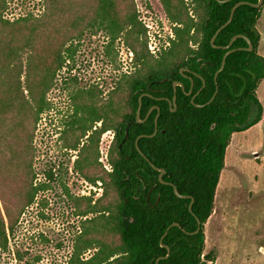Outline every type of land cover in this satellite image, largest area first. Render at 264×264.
Returning <instances> with one entry per match:
<instances>
[{"label": "trees", "instance_id": "16d2710c", "mask_svg": "<svg viewBox=\"0 0 264 264\" xmlns=\"http://www.w3.org/2000/svg\"><path fill=\"white\" fill-rule=\"evenodd\" d=\"M113 1L98 0L96 14L89 26L106 30L111 45L123 36L135 50L137 60L147 64L148 70L143 75H122L105 97L95 86L91 89L77 88L71 95L73 112L63 133L67 137V146L77 148L79 140L89 130H92L89 136L93 142L91 146L97 145L104 131H114L112 170H104L107 177H98L115 195L113 209L112 206H104L103 209L99 202L93 205L92 211L114 210L115 230L120 243L112 250L101 248L99 255L102 258L98 263L103 264L102 260L106 258L104 262H113L109 264H155L160 257L158 264H207L215 256L212 251L204 252V226L214 209L216 190L232 134L249 129L264 117V106L257 95L258 85L264 79V56L258 52L261 34L257 28L264 0L260 7L250 4L238 6L231 22L218 32L214 40L216 45H227L233 36L243 34L251 40L253 49L240 48L248 46V42L243 37H237L229 47L236 50L226 57L217 80L215 73L228 49L213 47L211 38L228 20L233 5L242 0H193L201 8L195 47L189 45L194 25L180 12L171 14L180 25L176 27L178 41L153 63L148 62L152 59L151 55L146 43L140 40V36L145 34L144 25L136 13L118 20ZM244 1L256 3L258 0ZM164 5L170 10L167 0H164ZM5 6L6 1L0 0L1 22H4L1 13ZM24 20L27 19L21 22ZM133 41L134 46L131 44ZM22 48L15 55L22 53ZM66 49L70 51L69 46ZM13 50L10 48L7 55L12 56ZM33 56L30 55L25 73L27 93H24L19 74L15 76L18 77L15 84L11 83L10 75L2 74L0 84L5 87L4 94L9 95L11 104L32 103L31 109L38 120L40 114L51 106L48 92L58 69L65 63V56L61 46L50 60L37 61L35 58V64ZM181 68H184L183 73ZM174 81L182 82L184 88L176 86L177 106L172 111L174 105H170L169 100H173ZM216 81L218 91L214 99L205 106L197 107L195 103H206L212 97ZM8 82L12 85L7 86ZM143 93L151 94L142 97L140 118L145 120L136 122L138 99ZM193 95L194 102L191 100ZM3 111L5 107L1 100L0 113ZM157 114V132L153 136H141L137 146L136 139L140 135L154 132ZM97 122H101L100 127L93 129ZM212 124L214 127H211ZM4 135L0 136V199L3 196L2 171L6 157V151L1 147ZM88 148L81 149L75 164L82 174L90 178L85 168L92 164L93 153L90 149L88 153ZM141 152L155 166L165 169L162 175L164 182L160 181V171ZM95 160L97 162V156ZM46 176L52 178V170L47 171ZM170 183L176 185L179 193L189 197L178 196ZM44 186L31 184L26 193V206L34 201L38 189ZM191 197L194 198L192 211L189 209ZM4 213L0 208V250L8 248V229L13 231L15 226L12 214L5 206ZM197 218L201 220V229L191 234L197 228ZM174 222L180 226H171L167 230ZM161 243L170 247L167 257V248Z\"/></svg>", "mask_w": 264, "mask_h": 264}, {"label": "rangeland", "instance_id": "374dc122", "mask_svg": "<svg viewBox=\"0 0 264 264\" xmlns=\"http://www.w3.org/2000/svg\"><path fill=\"white\" fill-rule=\"evenodd\" d=\"M5 1L6 8L1 13L4 22L0 18V77L8 74L15 84L18 82L15 76L19 74L27 93L25 73L30 55L34 54L35 64V58L47 61L61 46L65 63L58 69L48 92L51 106L38 120L32 103L11 104L0 84V101L5 107L0 113V136L5 134L1 147L6 151L0 208L3 213L4 206L8 208L15 221L14 230L8 229V248L0 250V262L97 264L102 258L101 248L112 250L120 243L114 210L92 211L99 202L103 209L104 206L113 209L115 195L98 177H107L104 170H112L114 131H104L96 147L91 146L93 142L89 139L92 130L81 137L77 148L67 146L63 133L73 112L71 95L77 88L95 86L105 97L122 75H143L148 66L137 60L135 50L123 36L111 45L106 30L89 26L98 0ZM167 2L171 11L164 0L113 1L118 20L136 13L144 25L145 34L140 40L147 45L150 63L160 59L178 41L176 27L180 25L171 15L175 12L194 25L189 45H196L201 8L193 0ZM23 19L27 20L21 22ZM257 28L261 34L258 52L264 56V8ZM21 47L22 53L15 55ZM10 48L15 49L12 56L7 55ZM12 84L8 82L7 86ZM257 95L264 106V79L258 85ZM94 125L93 129L100 127L101 122ZM83 147H90L87 152L90 149L93 153L92 164L85 168L90 178L75 164ZM49 170L53 172L50 179L46 178ZM32 183L45 186L38 189L34 201L26 206V193ZM204 233V252L212 251L215 256L207 264H264V117L249 129L232 134L214 209ZM105 260L103 264L113 263Z\"/></svg>", "mask_w": 264, "mask_h": 264}, {"label": "water", "instance_id": "95a60500", "mask_svg": "<svg viewBox=\"0 0 264 264\" xmlns=\"http://www.w3.org/2000/svg\"><path fill=\"white\" fill-rule=\"evenodd\" d=\"M219 1H221V2H228V1H230V0H219ZM262 3H263V0H258L256 3L242 0V1H238L237 3H235V4L233 5L232 9H231V13H230V16H229L228 20H227L224 24H222V25L217 29L216 33H215V34L213 35V37L211 38V43H212L213 47H222V48L228 49V50L226 51V53L224 54V56H223V60H222L221 67H220V68L216 71V73H215V76H214L215 80H217V76H218L219 72L223 69V67H224V65H225L226 57H227L231 52H233V51L236 50V48H230V49H229V47L231 46V44L233 43V41H234L237 37H243V38H245V39L247 40V42H248V46L240 47V48H242V49H244V50H252V49H253V45H252L251 40H250L248 37H246L245 35H243V34H238V35L233 36L232 39L230 40V42H229L227 45H223V46L216 45V44H214V40H215V38H216L218 32H219L222 28H224L228 23L231 22L232 17H233V14H234L236 8H237L238 6H240L241 4H250V5L255 6V7H260V6L262 5ZM183 71H184V68H181V72H182V73H183ZM194 74L199 75V74H197V73H194ZM190 78H191V77H190ZM191 79H192V78H191ZM177 85H181L182 88H184L182 82H180V81H174V82H173V86H174V96H173V100H169L170 105H174V107L171 108L172 111H174V110L176 109V106H177V104H176V98H177V87H176V86H177ZM217 91H218V84H217V81H216V90H215L214 94L212 95V97H211L206 103H203V104L195 103V105H196L197 107H202V106H205L206 104L210 103V102L214 99V97H215ZM190 93H191V89L187 92V94L189 95ZM146 94H148V93H143V94H141V95L139 96V99H138L139 103H138V109H137L136 120H135L136 122H143V121L145 120V119H141V118H140V111H141V105H142V97H143L144 95H146ZM148 95H151V94H148ZM194 98H195V95H193V97H192V99H191L192 102H194ZM153 108H154V107H152V108L150 109V111H152ZM150 111H149V112H150ZM148 114H149V113H148ZM157 118H158V114L156 115V118H155V124H156V127H155L154 132H153L152 134H143V135H140V136L136 139V145H137V146H138V139H139L141 136H153V135L157 132ZM130 124H131V123H129V124L127 125V129H126V138L128 137V131H129V126H130ZM211 127H214V124H212ZM141 153H142V152H141ZM142 155H143V156L149 161V159H148L143 153H142ZM149 162H150V161H149ZM150 163H151V162H150ZM151 165H152L155 169H157L158 171H160V174H159L160 181L164 182V180L162 179V175L165 173V169H164V168L157 167V166H155L153 163H151ZM170 184L173 185L174 191H175V193H176L178 196H180V197H184V198H185V197H189V195H185V194H181V193H179L178 190H177L176 185H174L173 183H170ZM193 202H194V198L191 197V201H190V204H189V209H190V211H192V205H193ZM201 224H202V223H201V220H200L199 218H197V228H196V230H194V231H192V232H190V233H191V234H194V233L199 232V230L201 229ZM171 226H180V224H179L178 222H174V223H172V224L167 228V230H168ZM161 244H162V246H165V247L167 248V254H166V256H165V257H167V256L170 254V247H169L168 245L163 244V243H161ZM159 259H160V257L156 260L155 264H158Z\"/></svg>", "mask_w": 264, "mask_h": 264}, {"label": "crops", "instance_id": "0c3cea01", "mask_svg": "<svg viewBox=\"0 0 264 264\" xmlns=\"http://www.w3.org/2000/svg\"><path fill=\"white\" fill-rule=\"evenodd\" d=\"M226 157V156H225Z\"/></svg>", "mask_w": 264, "mask_h": 264}]
</instances>
